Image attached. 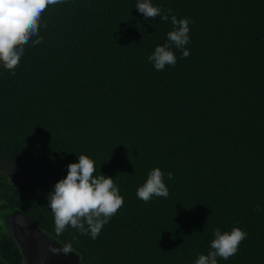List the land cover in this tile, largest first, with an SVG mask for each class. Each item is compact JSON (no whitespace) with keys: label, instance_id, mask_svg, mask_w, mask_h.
Segmentation results:
<instances>
[{"label":"trees","instance_id":"obj_1","mask_svg":"<svg viewBox=\"0 0 264 264\" xmlns=\"http://www.w3.org/2000/svg\"><path fill=\"white\" fill-rule=\"evenodd\" d=\"M136 3L50 6L42 42L14 74L0 65V215L20 209L83 264H194L234 226L247 238L218 264H264V0H152L192 21L190 54L173 46L162 71L148 56L171 17L145 20ZM79 154L124 200L96 239L57 235L47 206ZM157 167L169 196L145 203L136 190ZM18 251L0 224V259Z\"/></svg>","mask_w":264,"mask_h":264},{"label":"clouds","instance_id":"obj_2","mask_svg":"<svg viewBox=\"0 0 264 264\" xmlns=\"http://www.w3.org/2000/svg\"><path fill=\"white\" fill-rule=\"evenodd\" d=\"M65 0H0V65L14 74L24 54L25 47L30 43L35 46L42 42L40 29L46 27L42 13L50 6L64 3ZM135 8L145 20L160 17L169 21L173 28L167 33V41L157 45L148 61L155 70L162 71L166 66H175L177 57L173 51H181L187 58L190 54L186 45L190 43V27L188 18H177L168 9L154 6L152 0H137ZM35 38V39H33ZM67 175L59 179L47 194V206L51 209L55 232L63 234L67 227L78 230L81 234L96 239L110 219L123 206L124 200L118 186L111 176L103 173L95 175L94 161L87 155L79 154L77 162L67 165ZM164 172L153 168L145 182L136 190V195L145 203L154 196L167 198L169 189L164 182ZM168 179L173 173L168 172ZM256 211H261L259 205ZM248 233L240 227H232L230 231L214 229L207 254H199L194 264H218V258L228 260L239 251V245L247 238ZM53 254H67L72 251L70 243L62 247H52Z\"/></svg>","mask_w":264,"mask_h":264},{"label":"water","instance_id":"obj_3","mask_svg":"<svg viewBox=\"0 0 264 264\" xmlns=\"http://www.w3.org/2000/svg\"><path fill=\"white\" fill-rule=\"evenodd\" d=\"M15 180L16 177L14 176ZM28 183V182H27ZM0 224L6 229L21 250L22 264H81V255L74 249L64 254H53L52 247L60 248L64 242L42 230L34 219L16 209L11 213L2 212Z\"/></svg>","mask_w":264,"mask_h":264},{"label":"flooded vegetation","instance_id":"obj_4","mask_svg":"<svg viewBox=\"0 0 264 264\" xmlns=\"http://www.w3.org/2000/svg\"><path fill=\"white\" fill-rule=\"evenodd\" d=\"M17 247H18V245H17ZM18 249H19L18 252H20V255H21V260H13V259L8 258L7 255H5L4 257H2L0 259V264H22V262H23L22 253H21V250L19 247H18ZM14 257H16V255H14ZM81 264H83V262Z\"/></svg>","mask_w":264,"mask_h":264},{"label":"rangeland","instance_id":"obj_5","mask_svg":"<svg viewBox=\"0 0 264 264\" xmlns=\"http://www.w3.org/2000/svg\"><path fill=\"white\" fill-rule=\"evenodd\" d=\"M82 263V262H81Z\"/></svg>","mask_w":264,"mask_h":264}]
</instances>
